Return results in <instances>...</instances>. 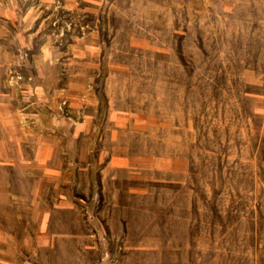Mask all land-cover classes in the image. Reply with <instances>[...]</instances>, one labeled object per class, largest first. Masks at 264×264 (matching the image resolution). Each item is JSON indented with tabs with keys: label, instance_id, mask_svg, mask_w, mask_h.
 I'll list each match as a JSON object with an SVG mask.
<instances>
[{
	"label": "rangeland",
	"instance_id": "rangeland-1",
	"mask_svg": "<svg viewBox=\"0 0 264 264\" xmlns=\"http://www.w3.org/2000/svg\"><path fill=\"white\" fill-rule=\"evenodd\" d=\"M36 2L26 0L24 6ZM52 3L34 23L30 56L52 43L55 54L92 59L87 72L98 73L91 81L94 90L133 124L105 148L187 161L185 172L142 185L138 195L126 192L135 186L117 184L104 202H78V215L112 217L110 231L124 233V264H264V0ZM61 106L63 111L66 105ZM68 135L56 133L75 153L79 145ZM80 146L93 152L102 147ZM10 181L21 198L0 206V220L21 218L4 224L21 242L27 229L32 234L33 224L25 221L46 207L42 201L28 206L25 177ZM78 195L84 200L88 193ZM65 215L56 212L53 218ZM59 229L58 223L50 225L53 232ZM20 259L75 261L42 252ZM97 259L89 254L80 264Z\"/></svg>",
	"mask_w": 264,
	"mask_h": 264
},
{
	"label": "crops",
	"instance_id": "crops-1",
	"mask_svg": "<svg viewBox=\"0 0 264 264\" xmlns=\"http://www.w3.org/2000/svg\"><path fill=\"white\" fill-rule=\"evenodd\" d=\"M25 1L0 0V206L21 198L10 181L11 176L21 175L28 181V206L34 208L42 201L46 210L25 221L33 224L32 234L27 229L28 236L21 242L4 226L21 218L0 220V264H34L20 256L35 259L40 252L74 257L73 264L82 263L89 254L98 256L97 264H124L123 231L119 235L110 231L113 220L108 215H78V202L95 206L106 192L118 190L117 184L135 186L126 192L138 195L142 185L165 183L167 176L185 172L187 161L180 156L144 157L105 148L116 143L119 131L132 128L130 116L114 110L104 94L94 90L91 81L98 73L87 72L94 66L91 58L55 54L52 43L30 56L34 23L55 0H37L26 7ZM99 127L102 131L97 132ZM58 131L68 132L69 141L79 145L75 153L56 136ZM83 143L102 147L93 152L90 146L83 149ZM83 191L88 193L84 200L78 195ZM56 212L68 215L56 222ZM52 223L60 229L50 230Z\"/></svg>",
	"mask_w": 264,
	"mask_h": 264
}]
</instances>
